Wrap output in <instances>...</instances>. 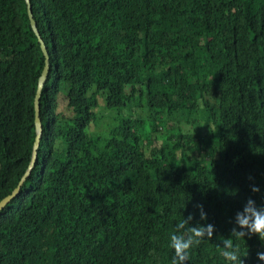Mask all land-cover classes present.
Wrapping results in <instances>:
<instances>
[{
	"label": "trees",
	"instance_id": "1",
	"mask_svg": "<svg viewBox=\"0 0 264 264\" xmlns=\"http://www.w3.org/2000/svg\"><path fill=\"white\" fill-rule=\"evenodd\" d=\"M32 5L51 71L37 162L0 212V264H171L189 213L215 230L185 264H229L236 211L264 202V0ZM45 66L27 1L0 0V202L32 161ZM101 118L117 124L89 132ZM238 244L261 264L257 235Z\"/></svg>",
	"mask_w": 264,
	"mask_h": 264
},
{
	"label": "clouds",
	"instance_id": "2",
	"mask_svg": "<svg viewBox=\"0 0 264 264\" xmlns=\"http://www.w3.org/2000/svg\"><path fill=\"white\" fill-rule=\"evenodd\" d=\"M260 187L252 185L253 192H260ZM199 215L202 220H207V213L202 204H197ZM193 214L176 223L175 231L170 233L169 242L173 249L171 264H185L189 260V250L198 245L202 239L213 236L215 225L206 223H190ZM255 234L264 242V202H257L252 197H248L238 209L234 217V226L229 236L224 237L221 242L223 249L222 255L229 264H245L244 257L249 255L241 250L238 240L246 235ZM256 257L261 264H264V251H257Z\"/></svg>",
	"mask_w": 264,
	"mask_h": 264
},
{
	"label": "water",
	"instance_id": "3",
	"mask_svg": "<svg viewBox=\"0 0 264 264\" xmlns=\"http://www.w3.org/2000/svg\"><path fill=\"white\" fill-rule=\"evenodd\" d=\"M29 8V15L32 21V26L33 29L35 30L36 34L39 37V40L42 44V48L44 51V54L46 56V66L43 71V75L40 79V85L36 97V112H35V124H36V138H35V143H34V150H33V157L31 164L26 172V174L23 176L21 179L20 183L18 184L17 188L7 197H5L1 202H0V212L14 199L16 196L19 194L24 181L29 177L32 169L34 168L37 158H38V148L40 146L41 138L43 135V125H42V119H41V100H42V95L44 91V87L47 84L49 77H50V71H51V55L49 52V48L47 43L44 41L42 34L39 29L38 21L35 19L34 16V11H33V5H32V0H26Z\"/></svg>",
	"mask_w": 264,
	"mask_h": 264
},
{
	"label": "rangeland",
	"instance_id": "4",
	"mask_svg": "<svg viewBox=\"0 0 264 264\" xmlns=\"http://www.w3.org/2000/svg\"><path fill=\"white\" fill-rule=\"evenodd\" d=\"M50 47H51V45H50ZM61 104H68V101L66 100L64 95L61 96ZM115 122H116L115 119L113 121H111V120H106L105 118H101V120L98 122V126H95L93 128H89V132H93V133L98 132V134L101 132L105 133V132L109 131V129L111 127H114L117 124Z\"/></svg>",
	"mask_w": 264,
	"mask_h": 264
},
{
	"label": "bare ground",
	"instance_id": "5",
	"mask_svg": "<svg viewBox=\"0 0 264 264\" xmlns=\"http://www.w3.org/2000/svg\"><path fill=\"white\" fill-rule=\"evenodd\" d=\"M45 88V87H44Z\"/></svg>",
	"mask_w": 264,
	"mask_h": 264
}]
</instances>
